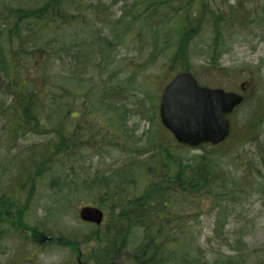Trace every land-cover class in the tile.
<instances>
[{"label": "trees", "instance_id": "obj_1", "mask_svg": "<svg viewBox=\"0 0 264 264\" xmlns=\"http://www.w3.org/2000/svg\"><path fill=\"white\" fill-rule=\"evenodd\" d=\"M68 1L13 0V5L4 3L6 16L0 15V119L3 122L0 133L3 132L4 136L3 143L0 139V180L9 185L7 188L0 187V241L12 232L24 240L35 242L33 238L41 234V229L37 223L26 222L25 217L34 194L46 184L55 188V204L58 207L53 209L57 212H65L71 203L77 202V197L90 193V203L110 213L107 222L103 223V231H100V225H94L93 230L82 239V242L88 243V248L89 244L95 243L90 257L95 264H113L117 258L126 259L131 264H264V247L258 248L260 253H239L235 259L223 256L212 262L200 261L199 254L179 251L188 228L185 214L180 210L185 205L192 203L197 210L210 201L211 208H220L225 198L248 195L251 187L255 186L253 181L256 182V178L262 179L260 191L264 189V139H255L260 124L264 122V96L248 99L245 94L243 102L231 113H236L242 120L236 126L242 134L234 133L230 125V134L224 141L216 145L202 144L196 148L200 151L188 159L184 154L190 148L175 142L174 145L181 150L173 149L166 139L167 134L161 137L157 130H152L151 141L148 139L141 143V150L132 144V134L123 141L125 145H121L117 139L121 138L126 128L125 110L128 111L129 99L135 97L125 86V79L132 75L129 72L138 71L140 64L124 62L127 75L120 77L117 69L110 70L111 62L115 61V47L112 49V46L119 39L122 41L133 35V27L144 31L148 27L167 26L169 22L162 14L159 15L155 8L158 4L156 0H133L127 13L129 21H126L125 14L113 21L109 12H103L101 5L90 3L87 11L94 16L96 23L104 22L110 29L122 25L123 29H118L112 40L97 32L91 43L84 41L77 47L60 49L59 42L43 38L44 34H49V26L51 29L69 26L82 18L80 12H76L81 10V1L70 0L71 5ZM186 1L185 7L193 0ZM196 1L198 12L193 16L191 13L186 15L191 18L189 23L194 24L188 27L194 29L198 26L196 21H200L205 27L215 28L218 34L222 32L225 20L223 12L229 18L241 8L236 1L233 5L225 0H215V3H212L214 0ZM181 10L173 12V17ZM204 14L208 19L202 22ZM88 16L86 18L90 21L92 17L89 19ZM183 22L175 26L188 29L184 28L188 20ZM218 34L216 45L223 48V39ZM190 35L184 31L176 32L175 43L164 52L169 57L163 64V72L170 74L166 79L161 74L164 84L175 73L189 70L180 67V63L173 64L176 59L181 62L184 54L190 52L187 48ZM41 51H44V56L37 59ZM138 51L142 52L143 48ZM216 53L215 56L209 55L212 66L218 61ZM53 56L58 60L55 74H62L70 86L65 87L57 76L48 75L47 61L40 62ZM124 67L121 65L119 69ZM110 72L113 74L105 80V74ZM65 99L72 100L73 104L63 111L61 104ZM153 108H157L155 103ZM99 113L102 118H99ZM101 124L103 130L98 128ZM118 132L119 135H116ZM9 135L14 140L19 137L31 139L12 151L16 146L6 145ZM246 142H251L255 148L244 159L231 162L233 168L228 167L224 158L232 155L236 148L233 146L241 147ZM114 148L123 156L116 157L106 167H101L99 163L92 166L94 154L100 157V161L104 157H112L107 152ZM129 171L144 173L140 188L133 176H126ZM234 172L238 173L232 177ZM3 176L7 179L10 176L9 182L4 183ZM255 190L259 191L256 187ZM103 195L108 200L102 202ZM46 235L51 238L47 243L63 245L69 247L73 254L78 253L75 238V241L62 239L60 242V235L53 236L51 232ZM138 235L139 239L134 246L131 245L133 248L130 251L128 244L135 242ZM54 237L59 239L55 241Z\"/></svg>", "mask_w": 264, "mask_h": 264}, {"label": "rangeland", "instance_id": "obj_2", "mask_svg": "<svg viewBox=\"0 0 264 264\" xmlns=\"http://www.w3.org/2000/svg\"><path fill=\"white\" fill-rule=\"evenodd\" d=\"M79 1H81V10L79 9L76 12H80L82 18L77 23L70 24L69 26H56L54 24L56 27L53 29L49 26V34H44L45 37L43 39H45V41L51 39V41L60 43V49H71L77 47L78 44L84 41L91 43L92 38H94L97 32H99L102 37H107L112 40L115 36L114 33L117 32L118 29H123L122 25L114 28L116 29L114 30L105 25L104 22L96 23L94 16L87 11L88 6L90 3H98L101 5L104 13L109 12L113 21L121 19L124 14L126 15V21H129L130 17L127 13L133 0ZM156 1L158 4L155 8L158 9L159 15L162 14L163 18L169 22L167 26L158 25L155 27H148L144 31L140 30L142 29L140 27H133L131 28L132 30L134 29L133 35H129L122 41L119 39L118 43L112 46V49L115 47L113 51L115 61L114 63L111 62L112 66L110 70L112 68H115V70L117 69L120 77L127 75V67H124V62L127 64L138 62V64H140V69L134 73L129 72V74L132 75L125 79V86L134 93L135 97L129 99L130 104L127 107L128 111L125 110V132L122 131L121 138L117 140L121 145H125L123 141L132 137V134L134 137L131 139L132 144L141 150V143H145L148 139L151 141L153 139V135H151L152 130H157L160 132L161 137H163L165 133L167 134L168 138L166 137V139H168L173 149L181 150L179 146L174 145L176 141L171 140V138H173L172 135L160 125L158 117L160 91L164 84V80L170 75L163 72V64H166L169 57V54H165L164 52L169 49L170 45H173L172 43H175L176 32L184 31L185 33H190V39L187 44V48L190 52L184 54L181 62L176 59L173 65L180 63V67L189 68L196 74L200 81L205 82L209 86L238 89L240 82L247 81L248 86L246 87L248 90L246 95L248 99H253V97L257 98L259 95L264 96V0H225L230 5H233L236 1V4L241 8L238 10L237 14H232L229 18H226L227 16L225 12H223L225 20L222 22V32L219 34L215 28L205 27L200 21H196L198 24L196 28L190 29V27H188L194 24L189 23L191 18L186 15L191 13L190 15L193 16L198 12L196 0H191L192 2L187 7H185L184 4L185 0ZM215 2V0L212 1V3ZM4 3L5 5H13V0H3V6ZM20 4H23V2ZM216 4L219 6V3ZM68 5H71L70 0L68 1ZM208 5L210 4L208 3ZM3 6L0 5V15L6 16L7 10ZM178 10H181L182 13L179 12L176 17H173L175 14L173 12ZM87 15H89V19L91 16L93 20L91 19L88 21L86 18ZM202 17V22L208 19L206 14ZM184 19L188 20L184 26V28L188 27V29H178V25L175 26V24L178 22L179 24L184 23ZM198 19L199 16L197 20ZM217 34L223 39V48L217 46L218 44L216 45ZM0 35L2 36V34ZM14 48L15 47H12V49ZM139 48H143V51L139 52ZM153 49H156V51H153ZM219 50L223 51L219 53ZM215 53L218 54V61L215 66H212L209 64V55L213 54L215 56ZM41 56L43 58L44 51H41L37 59ZM119 59L120 61H117ZM121 60L123 61L121 62ZM46 61L49 65L50 74L48 75H53V78L57 76V80L64 83L65 87L70 86L67 78L62 74H55L54 71L58 68L56 67L58 60L55 56H53V58L47 57L46 60L44 58L43 61L40 62L46 63ZM38 62L39 61H35V63ZM121 65H123L124 68L119 69ZM112 74L111 72L107 75L105 74V80ZM161 74L164 77H162ZM75 87L77 88V86ZM82 99L83 98L78 100L79 104H81ZM154 103L157 105L156 109L153 108ZM62 104V110L66 111V109L73 104V101L65 99ZM100 112L103 113L102 111ZM252 112H254V110ZM243 113L244 111L241 114ZM98 115L99 118L103 116L100 113ZM70 119L71 117L68 118V120ZM229 121L233 132L242 134V132L237 131V123L238 121L242 123V120L236 113L229 116ZM2 123L0 119V127ZM98 128L104 129L102 124L99 125ZM259 130L255 139H264V122L260 124ZM10 135L6 138V141L8 140L6 145L12 146V144H14L16 147L12 151H16V149L20 148L21 145L27 144L31 139L19 137L17 140H14V138H12L13 136L10 137ZM116 135H119V132L116 133ZM0 139L2 140L1 143H3V132L2 134L0 133ZM233 147L236 148L233 150L232 155L224 158L226 165L231 168H233L231 162H235L241 158L244 159L249 152L255 148L251 142H246V144L241 147L237 145ZM88 150L91 151V148L88 147ZM199 151V149H188L185 151L184 157L188 159L193 153ZM181 152H183V149ZM108 153L113 156L104 157L100 161V157H96V154L91 153L94 154L91 161L92 166L99 163L101 167H106L112 163L116 157L123 156L116 148L108 149L107 154ZM2 155L3 154H1V157H3ZM94 170L95 169L92 171ZM236 173L238 172L232 173V177ZM126 176H133L137 187L140 188L145 175L141 171H135L134 173L129 171L126 173ZM9 177L10 176H8V179L4 176L1 178L5 183L9 182ZM256 180V182L253 181L255 186L254 188L251 187L252 191H249V193H247L248 195H241L236 199L225 198L223 201L224 204L220 206V208H211L212 205L210 201H207L203 207L197 210L192 203L181 208L180 210L183 215L185 214L184 217L188 223V228L186 230V235L183 236L182 248L179 251L182 253L190 252L192 255L199 254L201 259L198 258L196 260L200 259V261L209 262L214 261L215 258L221 259L223 256H229L235 259L239 253H260V250L257 251L258 248L261 247L262 249L264 247V189L260 191L262 187L259 184H261L262 179L256 178ZM131 181L135 184L133 180ZM8 186L9 185L1 183L0 180V187L7 188ZM255 187L258 188L259 191H256ZM54 189V187H48L46 184L40 186L34 194L29 210L26 212L25 221L30 224L37 223L38 227L41 229V234H36V237L34 236L33 238L35 242H31L16 236L12 232L8 233L6 238L0 241L1 264H75V261L76 264H95L93 259L90 258L92 257L91 251H93V246L96 247L95 243L92 245L89 244L90 248H88V243L82 242V239H84L95 226L90 223L82 222L77 216V210L81 205L91 204L90 201L92 198L90 193L81 195L79 198L77 197V202L71 203L65 212H57L53 209L54 207H58L55 204L57 195ZM98 196H100V193H98ZM101 198L102 202L108 200V197L104 195L101 196ZM109 215L110 213L107 212L106 218H109ZM103 226L104 224H101L100 227L98 226L100 231H103ZM45 231H47L46 234L51 232L53 236L60 235L62 237L60 239L54 237L55 241L59 239L61 242L62 239L74 240L75 238L78 244L75 250L78 249V253L75 252L73 254L69 247H64L63 245L47 243V240H51V238L47 239ZM178 237L179 236H177V238ZM133 239L134 237L131 238V240ZM138 239L139 235L136 237L135 242L131 241V243L128 244V246H130V251H132L131 248H133L131 245L137 243ZM255 250L257 252H254ZM29 253L31 255L28 256ZM77 261H79V263H77ZM116 261L124 264H131V262L122 258L114 259L113 264H117Z\"/></svg>", "mask_w": 264, "mask_h": 264}, {"label": "water", "instance_id": "obj_3", "mask_svg": "<svg viewBox=\"0 0 264 264\" xmlns=\"http://www.w3.org/2000/svg\"><path fill=\"white\" fill-rule=\"evenodd\" d=\"M242 98L234 91L199 85L190 71H182L162 88L159 118L182 144L190 147L217 144L229 135L227 114ZM78 215L82 220L99 224L103 211L97 206L86 205L79 209Z\"/></svg>", "mask_w": 264, "mask_h": 264}]
</instances>
